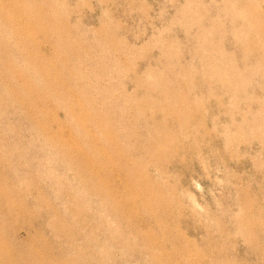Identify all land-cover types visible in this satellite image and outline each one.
Masks as SVG:
<instances>
[{
  "label": "rangeland",
  "instance_id": "1",
  "mask_svg": "<svg viewBox=\"0 0 264 264\" xmlns=\"http://www.w3.org/2000/svg\"><path fill=\"white\" fill-rule=\"evenodd\" d=\"M0 264H264V0H0Z\"/></svg>",
  "mask_w": 264,
  "mask_h": 264
}]
</instances>
